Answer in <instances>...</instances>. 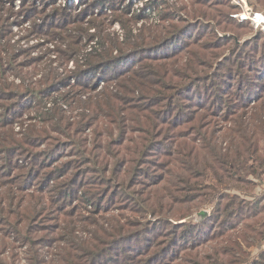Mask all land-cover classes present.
<instances>
[{
    "label": "trees",
    "instance_id": "1",
    "mask_svg": "<svg viewBox=\"0 0 264 264\" xmlns=\"http://www.w3.org/2000/svg\"><path fill=\"white\" fill-rule=\"evenodd\" d=\"M183 10L126 43L92 49L85 64L76 57V75L83 66L98 77L75 81L81 106L62 109L57 122L34 117L24 133L1 119L0 264H264V248L255 257L239 243H256L247 220L264 207L244 213L231 193L264 175V43L232 40L236 51L220 60L222 37L188 31L203 28L189 16L205 15ZM58 81L72 86L70 76L22 90L0 82V100L30 95L34 111L36 102L46 108ZM22 152V163L11 162ZM209 207L204 220H187ZM161 222L169 226L157 229ZM197 229L198 239L180 241Z\"/></svg>",
    "mask_w": 264,
    "mask_h": 264
},
{
    "label": "rangeland",
    "instance_id": "2",
    "mask_svg": "<svg viewBox=\"0 0 264 264\" xmlns=\"http://www.w3.org/2000/svg\"><path fill=\"white\" fill-rule=\"evenodd\" d=\"M92 1L0 0V16L3 15L2 20L6 23L0 31V59L3 58V61L7 62L4 69L0 68V82L4 83L3 86L9 90H22L23 88L29 89L28 82L41 81L39 88H44L48 82L53 83L59 77L63 79L65 76H70L72 85H62V83L59 84V81L53 84L52 87L55 90L49 94L46 108L36 102L35 111L30 95L17 97L12 105L7 100H0V104L11 105V109L6 111L3 106L0 107V122L5 115H9L16 121L15 131L21 129L27 133L28 125L34 123L31 120L34 117H36V121L40 122L39 125L43 126L46 124L40 120L51 119L50 121H52L53 119L54 122H57V118L62 114V109H74L76 104L80 107L81 103L77 100L80 90L75 86V81H92L98 76L94 72L90 75H82L81 69H85L83 66L76 75L78 68L74 59L79 57V62L85 64L88 61L86 54L92 49L101 50L102 45L109 41L126 43L130 35L135 37L150 27L155 28V25L162 22L161 14L163 15V13L177 12L185 15L182 12L184 7L191 10H202L201 13H204V17L189 16V20L191 23H201L203 28L197 30L193 26L188 31H202L205 33L204 41H208L215 35L222 37L225 46L223 47L224 54L220 56V60L233 56L236 48L233 51L229 50L232 40L243 44L247 39H258L260 43H264V24L256 26L250 18H241L242 14H246L247 17L254 12L264 14L262 3L264 0H109L103 6H93L91 5ZM211 2L212 4H209ZM214 9L218 16L215 15ZM236 19L250 23L238 24ZM2 20L0 19L1 22ZM68 29L71 36L64 34ZM121 46L125 49L131 47L129 44ZM240 48L246 52L243 57L249 60V48L244 45ZM122 63L124 62H120V64ZM229 65L226 64V68H224V64L221 71H226ZM218 69L219 64L217 63L212 71ZM3 72H5L4 75ZM44 80L45 83H43ZM88 95L85 93L82 99ZM19 109H23V111L20 113V117H17ZM45 110L50 112H45ZM2 127L3 125L0 124V134ZM6 134L9 137L10 133L6 132ZM64 149H69V146L61 147L62 151ZM24 153L12 154L11 162L16 160L17 163V159L23 157ZM3 157V152H0V163H3ZM18 161L22 163L23 160L18 159ZM16 173L19 171L16 170ZM249 179L254 181L231 189V193L240 195L234 197L238 203L244 201V213L251 211L255 213L257 209L264 207V175L261 177L250 175ZM203 210H208L209 215L214 212L212 207L203 208L189 215L187 220L197 221L195 214ZM247 222L253 224L248 234L254 237L256 243L246 244L241 240L239 243L243 251L251 252L254 254L252 256L257 257L261 249L264 248V211ZM164 225L169 226L161 222L156 228L160 229ZM202 235L203 233L197 229L196 234H186L180 238V241L191 242ZM144 238L133 241L135 249L144 243ZM123 243L128 244L129 242ZM243 254L241 256H244Z\"/></svg>",
    "mask_w": 264,
    "mask_h": 264
},
{
    "label": "built area",
    "instance_id": "3",
    "mask_svg": "<svg viewBox=\"0 0 264 264\" xmlns=\"http://www.w3.org/2000/svg\"><path fill=\"white\" fill-rule=\"evenodd\" d=\"M242 19L250 18V20L255 23L256 26H263L264 24V14L261 12H254L252 15L248 16L246 14L241 15Z\"/></svg>",
    "mask_w": 264,
    "mask_h": 264
},
{
    "label": "water",
    "instance_id": "4",
    "mask_svg": "<svg viewBox=\"0 0 264 264\" xmlns=\"http://www.w3.org/2000/svg\"><path fill=\"white\" fill-rule=\"evenodd\" d=\"M195 215H196V220L201 221V220H204L209 215V211L203 210V211L197 212Z\"/></svg>",
    "mask_w": 264,
    "mask_h": 264
}]
</instances>
